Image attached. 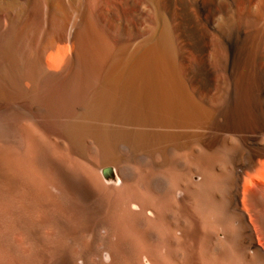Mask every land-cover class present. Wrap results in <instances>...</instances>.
Masks as SVG:
<instances>
[{
    "label": "bare ground",
    "instance_id": "obj_1",
    "mask_svg": "<svg viewBox=\"0 0 264 264\" xmlns=\"http://www.w3.org/2000/svg\"><path fill=\"white\" fill-rule=\"evenodd\" d=\"M0 264H264V0H0Z\"/></svg>",
    "mask_w": 264,
    "mask_h": 264
},
{
    "label": "rangeland",
    "instance_id": "obj_2",
    "mask_svg": "<svg viewBox=\"0 0 264 264\" xmlns=\"http://www.w3.org/2000/svg\"><path fill=\"white\" fill-rule=\"evenodd\" d=\"M172 24H173L172 26H173V28H174V26H175V23H174V21H173V23H172Z\"/></svg>",
    "mask_w": 264,
    "mask_h": 264
}]
</instances>
